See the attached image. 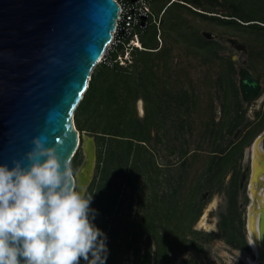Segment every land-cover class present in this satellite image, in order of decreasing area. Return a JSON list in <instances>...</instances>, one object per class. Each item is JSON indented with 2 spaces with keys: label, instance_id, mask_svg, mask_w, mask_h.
Returning <instances> with one entry per match:
<instances>
[{
  "label": "trees",
  "instance_id": "trees-1",
  "mask_svg": "<svg viewBox=\"0 0 264 264\" xmlns=\"http://www.w3.org/2000/svg\"><path fill=\"white\" fill-rule=\"evenodd\" d=\"M182 1L170 3L168 0L159 13L160 16L164 10L160 26L151 22L140 33L143 48L136 47L132 51L131 64L124 66L115 62L110 65L108 61H102L94 67L88 89L75 110L77 128L93 135L97 142L96 173L87 193H94L90 205L96 211L94 224L100 216H104L100 217L98 228H102L107 237L109 264H123L124 256L131 249L133 264H172L179 253L190 248L201 249L200 242L189 237L200 234L193 229V225L200 217L204 203H197L196 199L205 187L213 189L217 186L215 184H220L231 168L237 178L244 147L256 135V130H250L247 122L243 128L246 132L239 141L225 147H222V141L221 144L217 142L240 127L245 110L239 96L240 90L232 77L235 73L232 60L224 64L223 55L219 53L222 46L215 40L204 38L200 26L201 20H207L248 33L245 38L252 44L251 55L258 52L264 62V0ZM208 4L227 6L229 12L217 15L215 13L218 11L207 9ZM152 26L156 31L155 40L149 42V29ZM165 29L169 32L170 42L167 40L164 44ZM178 43L185 47L188 58L203 56L206 62L211 63L220 60L222 65L216 78L221 95V116L218 121L214 116L213 95L205 108L208 115L197 117L200 115L197 110V87L190 77L185 78L189 74V67L183 66L180 61L174 62L173 44ZM124 48L122 43L119 44L110 58L114 59L119 52H124ZM140 98L145 100L147 107L142 118L137 108ZM195 114H198L196 118ZM158 118L162 121L158 122ZM165 118H170V125H164ZM197 119L203 120L206 126L200 134L202 141L198 147L204 148L203 143L208 141L209 136H213L218 143L214 142L211 147V156L205 163L207 168L202 170L196 182L189 181L186 165L173 182L166 180L163 183L160 178L161 166L154 162L148 146L153 141V130L157 133L155 142L163 141L162 135L169 140L184 141L187 146L172 150L183 159L191 155L189 158L194 161L201 155L196 148L191 151L189 144L194 139L187 135L193 136ZM260 123L264 124V115ZM79 155L80 151H77L71 161L73 171L81 162ZM113 173L114 176H111ZM115 175L130 187V205L137 200L136 203L146 207L142 211L138 208L134 219L130 215L131 206L129 215L123 220L118 216L114 219L108 216L115 212L117 203H123L115 196L122 190L121 185H114ZM230 203H235L233 196ZM226 219L224 216L221 222L224 238L236 246H247L237 225H228ZM144 236L146 242L143 247ZM110 242L112 244L109 246ZM81 264L85 262L81 260Z\"/></svg>",
  "mask_w": 264,
  "mask_h": 264
},
{
  "label": "water",
  "instance_id": "water-1",
  "mask_svg": "<svg viewBox=\"0 0 264 264\" xmlns=\"http://www.w3.org/2000/svg\"><path fill=\"white\" fill-rule=\"evenodd\" d=\"M118 17L116 0H0V164L28 166L36 137L54 146L61 161L71 163L82 148L83 161L73 172L87 192L98 147L93 135L77 128L75 110ZM241 84L249 100L260 95L261 83L247 68ZM248 152L249 192L256 175L262 180L250 194L248 227L255 261L264 264V130Z\"/></svg>",
  "mask_w": 264,
  "mask_h": 264
},
{
  "label": "rangeland",
  "instance_id": "rangeland-1",
  "mask_svg": "<svg viewBox=\"0 0 264 264\" xmlns=\"http://www.w3.org/2000/svg\"><path fill=\"white\" fill-rule=\"evenodd\" d=\"M168 0H152L151 6L155 13L156 19L159 16L161 9L165 6ZM183 2L182 0H179ZM246 3H248L246 1ZM189 5V4H188ZM208 10H215L219 13H215L217 15H221L222 13L229 12L227 6H220L218 4L206 5ZM209 14H213V12H208ZM164 30V29H163ZM201 34L204 38L212 39L217 41L221 46L222 50L219 51L221 55H223V62L224 64L229 63L231 61L232 65L235 68V73L232 75L236 86H238L240 92L239 96L241 98L243 109L245 110V118L243 123L240 127L234 131V133L230 135H225L222 140H217L218 143L221 144L222 147L230 145L232 142L239 141L240 138L246 132V129L243 130L244 125L248 122L250 130L255 131V137L250 141L248 145L244 147V155L243 158L240 160L241 165L239 169V174L237 178H235V172L232 168L227 172L226 176L222 178L220 184L217 185L213 189L205 187L204 190L197 198V203H204L202 208V214L193 225V229L199 231V235L194 237L193 234L189 235L190 239H196L198 242H202L201 249L198 248H190L182 253H179L176 259L172 262V264H250L249 259H252L253 256L249 249L236 246L235 244L229 243L222 234V230L219 231L218 221L220 220V215H230L235 217L234 221L235 224L244 230V223H245V216H246V204L249 203L250 199L247 196L249 193L247 185L249 182V177L251 172L249 170L250 166V153L246 154L247 151L251 149V145L256 138V136L264 130V124L261 125L262 116L264 115V62L263 57L257 52V55H251V50H253L252 44L249 41H246L248 37V33H244V31H237L228 28L227 26L220 24L218 22H207V20H201L200 26ZM149 42L155 40V27L152 26L149 29ZM168 31L165 29L163 35V42L164 44L167 42L168 39ZM162 44V43H161ZM174 48L172 53L175 55L174 62H181L183 66L189 67V74L187 77H190L191 80L194 82L195 86L197 87L198 99H199V107L198 112L200 115H194L195 118L202 117L203 115H208L205 113V108L209 104V98L213 95L214 97V116L215 121H218L221 116V105H220V91L218 85H216V78L218 76V72L222 64H220V60H216L215 63L206 62L203 56H190L188 58L186 56L185 47L181 43L173 44ZM190 61V62H189ZM211 63V65H210ZM254 65L255 67H252ZM244 68L249 69L253 75L260 81L261 83V92L260 95L255 97L254 99H247L245 94L242 90L241 78H242V71ZM211 94V95H210ZM142 106V108H141ZM137 108L139 116L142 118L147 110L146 102L143 98H140L137 102ZM162 119L158 118V122H161ZM203 120L197 119L195 121V132L193 136L187 135L188 138L193 140L189 144V148L192 150H198L199 156L194 161L192 160L191 155L183 159L180 154L174 153L173 148H180L187 146L184 145V141L181 142L177 140H169L168 137L162 135L163 141L155 142L156 138V131L153 130V141L151 144H148L150 149L152 150L153 160L156 162L157 165L161 166V175L160 178L165 183L166 180L173 182V179L176 178L185 167H187L189 175V181L194 180L195 182L200 178V174L202 170H204L208 163V158L211 156V147L213 143L216 141L213 136L208 137V141L203 145L198 147V143L201 142V132L204 131V124L202 123ZM164 125H170V118L164 119ZM169 140V142H168ZM215 142V144L217 143ZM217 143V144H218ZM79 158L81 159L80 164L84 158V152L82 148H80ZM151 152V151H150ZM188 159V161H187ZM218 160V157H217ZM78 165V167L80 166ZM187 165V166H186ZM243 165V166H242ZM97 166V165H96ZM77 167V169H78ZM243 167V168H242ZM244 168L247 170L244 171ZM198 170V172H197ZM249 170V171H248ZM186 171V170H185ZM184 171V173H185ZM216 172V171H214ZM96 173V169H95ZM94 173V176H95ZM216 172L215 174H217ZM156 177L154 172L153 174ZM234 175V176H233ZM114 176V173L113 175ZM116 184L114 185H121L122 190L121 193L115 195L118 201H122L123 203H117L114 207L115 212H112L111 215L108 216L119 217L120 220L125 219L126 215H129V208L131 206V218L134 219L137 214L138 208L142 211V209H146L145 206H140L141 203H129V196H130V187L122 183V178L118 175H115ZM94 178V177H93ZM93 181V180H92ZM114 181V178H113ZM237 182V184H236ZM220 185V186H219ZM165 186V185H164ZM220 188V189H219ZM191 192V191H190ZM234 197L236 205V209L231 207L229 210L227 209V204L230 203V198ZM250 196V193H249ZM189 214H192L191 212ZM189 217V215H187ZM103 218L104 216H100ZM96 220L95 225L98 227L99 219ZM208 217H211L213 223H209ZM107 218V216H106ZM149 218H152L149 216ZM114 219V218H113ZM233 220V218H231ZM228 225L229 220H225ZM103 231V229H100ZM203 240V241H202ZM146 242V236L143 237L142 246ZM112 243H109V246ZM134 254L133 250H129L128 254L123 258V264H133ZM106 261V264L108 263ZM254 260V259H252ZM81 264V261H80Z\"/></svg>",
  "mask_w": 264,
  "mask_h": 264
},
{
  "label": "clouds",
  "instance_id": "clouds-1",
  "mask_svg": "<svg viewBox=\"0 0 264 264\" xmlns=\"http://www.w3.org/2000/svg\"><path fill=\"white\" fill-rule=\"evenodd\" d=\"M33 144L28 166L0 164V264H106L94 193L79 187L54 146L39 137Z\"/></svg>",
  "mask_w": 264,
  "mask_h": 264
},
{
  "label": "built area",
  "instance_id": "built-area-1",
  "mask_svg": "<svg viewBox=\"0 0 264 264\" xmlns=\"http://www.w3.org/2000/svg\"><path fill=\"white\" fill-rule=\"evenodd\" d=\"M119 5V17L116 20V27L113 31L111 43L107 46L102 56V61H108L113 65L118 62L120 65L127 66L133 62L132 51L138 47L143 48L140 33L151 23L155 22L160 26L161 16L156 19L151 6L152 0H116ZM175 0H170V3ZM159 39L161 40L160 36ZM125 46L124 52H119L112 59L111 53L117 51L119 44Z\"/></svg>",
  "mask_w": 264,
  "mask_h": 264
},
{
  "label": "flooded vegetation",
  "instance_id": "flooded-vegetation-1",
  "mask_svg": "<svg viewBox=\"0 0 264 264\" xmlns=\"http://www.w3.org/2000/svg\"><path fill=\"white\" fill-rule=\"evenodd\" d=\"M246 96V95H245ZM246 98H247V96H246ZM248 99V98H247ZM250 164V163H249ZM243 166V165H242ZM243 168V167H242ZM247 169V168H246ZM245 168H244V171L246 170ZM249 170H250V166H249ZM248 170V171H249ZM247 171V170H246ZM250 172H251V170H250ZM233 174V173H232ZM249 182H250V177H249ZM249 182H248V185H247V188H248V191H249ZM250 193V192H249ZM249 193H247V196L249 197V199H250V196H249ZM249 204H250V201H249V203H247L246 204V216H245V223H244V230H245V232H243V230H242V228H240L238 225H237V228L240 230V232L241 233H243V236H244V239L246 240V242H247V246H241V247H244V248H247V249H249V251L251 252V254L253 255L251 258L252 259H256V255L254 254V252H253V249H252V247H251V240H250V233H249V227H248V219H249ZM236 205H237V203H228L227 204V209L229 210L231 207H234L235 209H236ZM229 212V211H228ZM228 212H227V214H228ZM202 214V213H201ZM220 215L219 214V216H220V220L218 221V226H219V231L221 230V222H222V220H224V216H226L227 217V219L230 221L229 223L230 224H234V223H236L235 221H234V219H235V217H234V215L233 216H230V215ZM201 216V215H200ZM231 218H233V220H231ZM199 219V218H198ZM208 221H209V223H213L212 222V220H211V217L209 218L208 217ZM197 222V221H196ZM195 230V229H194ZM197 231V230H196ZM199 232V231H198ZM203 241V240H202ZM201 245H202V242L200 243ZM251 259V260H252ZM253 261V260H252ZM251 264V263H250ZM259 264H262V263H259Z\"/></svg>",
  "mask_w": 264,
  "mask_h": 264
},
{
  "label": "bare ground",
  "instance_id": "bare-ground-1",
  "mask_svg": "<svg viewBox=\"0 0 264 264\" xmlns=\"http://www.w3.org/2000/svg\"><path fill=\"white\" fill-rule=\"evenodd\" d=\"M141 108H142V106H141ZM256 151H257V148H254L255 154L257 153ZM255 177L256 178H253L252 182L250 183V194H252V195L254 194L255 183L257 184V182L262 181L260 175L259 176L256 175ZM256 205H259V204H256ZM250 209H251L250 212L252 213V207ZM251 213H250V217L252 218V214ZM258 213H259V209H257V211H255L254 216L258 217ZM251 218H250V222L252 221ZM250 240H251L252 245L255 246V243H254V240L252 238V235H250ZM249 263H251V264H258V263H256L255 260L252 261L251 259H249Z\"/></svg>",
  "mask_w": 264,
  "mask_h": 264
}]
</instances>
